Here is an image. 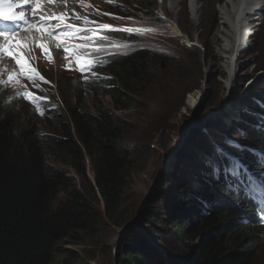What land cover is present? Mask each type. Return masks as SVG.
Wrapping results in <instances>:
<instances>
[{
  "label": "trees",
  "instance_id": "16d2710c",
  "mask_svg": "<svg viewBox=\"0 0 264 264\" xmlns=\"http://www.w3.org/2000/svg\"><path fill=\"white\" fill-rule=\"evenodd\" d=\"M201 1L210 6L212 13L208 17L212 26L217 19L215 5L222 0ZM136 4L147 10L142 0ZM110 6L114 14L130 15L123 13L118 2ZM103 33L121 40L136 39L121 30ZM114 49L107 39H101L97 61L102 63L95 65V73L84 80L75 76V84L81 85H67L59 90L63 111L50 107L43 120L34 116L26 119L4 110V102L0 101V264H82L79 253L69 245L96 239L104 218L123 217V197L133 166V148L125 139L129 130L126 113L141 97L151 75L172 66L166 56L149 48ZM178 76L174 75L179 79ZM86 91L94 96L107 95L110 106L96 99L90 107L84 101ZM240 113L239 108L238 116ZM228 118L230 124L235 121ZM216 124L225 125L226 121L220 118ZM256 125L247 142L253 143L262 135L263 145L256 147L264 151V124L260 128ZM146 139H138L137 152ZM204 141L202 152L209 139ZM207 153H203V158ZM200 154L191 165L181 169L182 183L188 179L195 182L208 170ZM213 155L210 152L207 160ZM234 155L247 168L254 166L257 170L251 150L234 151ZM200 170L203 172L198 174ZM179 177L174 176L176 182ZM209 183L212 189L200 190L206 199L193 195L194 189L183 191L180 197L185 201L189 194L188 205L197 202L196 198L209 204L207 211L202 208L199 222L192 217L173 221L171 216L165 220L148 215L145 220H150L149 231L157 233L153 222L170 228L174 243L165 245L163 252L148 250L142 240L130 234L121 240L118 249L122 255L116 264H253L255 245L264 234L254 203L243 193L228 190L223 177L214 175ZM222 194H229L230 198L224 200ZM99 201L102 210L97 207ZM195 240L199 242L194 243ZM177 242L180 243L174 246Z\"/></svg>",
  "mask_w": 264,
  "mask_h": 264
},
{
  "label": "rangeland",
  "instance_id": "374dc122",
  "mask_svg": "<svg viewBox=\"0 0 264 264\" xmlns=\"http://www.w3.org/2000/svg\"><path fill=\"white\" fill-rule=\"evenodd\" d=\"M128 1L131 4L125 0H73L71 3L80 11V15L94 18L97 24L93 26L95 35L99 31V37L107 39V44L114 46V50L120 46L123 51L149 48L166 56L172 66L168 71H156L151 75L141 97L136 98L126 113L129 130L125 139L133 148V166L123 197V217L113 220L104 218L97 229L96 239L69 245L79 253L82 264H116L117 258L122 255L118 249L121 240L130 234L142 240L148 250L165 251V245L174 243L171 229L153 222L157 227V233L153 234L149 231L150 220H145V217L152 214L167 220V216H171L173 221L179 217L184 220L192 217L199 222L202 208L206 211L210 209L209 204L205 205L197 198V202L189 204L193 207L189 209L190 195L185 197V201L180 198L183 191L194 189L196 192L193 195L206 199L200 195V190L212 189L209 182L214 175L209 167L195 182L188 179L184 183L179 177L181 169L191 165L198 153H201V162L207 165V155L228 139L243 141L240 144L252 152L255 146L263 145L262 135L253 143L247 140L252 136L250 133L254 131V125L258 124L256 126L260 128L264 124V9L258 21V31L249 43L250 48L234 57V79L231 86L225 89L227 74L223 65L226 59L220 56L219 49L224 38L220 10L230 0L216 3L217 19L212 26L208 17L210 6H204L201 0H192L196 5L195 13L190 9L191 0H187L185 7L184 0H142L147 10L136 4L140 0ZM114 2L119 3L123 13L130 15L112 13L114 8L110 5ZM101 24H108L111 28L99 29ZM125 29H133L130 34L136 39L121 40L103 33L106 30ZM85 60L88 61V56H85ZM42 68L47 75L46 99L49 103L55 100V107L62 111L59 90L67 85H81L75 84V76L81 80L95 73L93 68L81 71V74L65 72L59 66V59L55 64H46ZM174 75H179V79ZM1 81L0 77V101L6 99L2 107L4 110L19 113L26 119L30 116L37 120L44 119L41 108L24 102L18 97L13 84ZM96 99L109 106L111 104L109 97L103 93L94 96L91 92H85L84 101L90 107ZM239 108L241 113L238 116ZM227 116L235 118V121L230 124ZM220 118L226 121L225 125L216 124ZM184 133L187 134L183 139ZM144 137H147V142L137 152L136 143ZM204 138H208L209 143L202 152ZM204 152L208 153L203 158ZM47 159L54 162L51 157ZM200 172L203 171H198V174ZM88 176L91 178L90 172ZM174 176L179 177L177 182ZM222 196L224 200L230 198L229 194ZM97 207L102 210L101 201ZM193 242L198 243L199 240ZM251 261L253 264H264V234L255 245Z\"/></svg>",
  "mask_w": 264,
  "mask_h": 264
},
{
  "label": "clouds",
  "instance_id": "9594fccd",
  "mask_svg": "<svg viewBox=\"0 0 264 264\" xmlns=\"http://www.w3.org/2000/svg\"><path fill=\"white\" fill-rule=\"evenodd\" d=\"M72 1L73 0H37L39 7L36 8L34 13L28 16L32 25H50L57 34L64 30L65 25H67L68 30L72 33L69 37L60 36V38L57 39L55 35H49L47 32H38L34 27L26 28L23 21H19L17 24L0 21V31H11L14 28L16 29L15 41L27 45L18 50L24 54L25 59L32 68L36 69L39 76L43 77V80L39 79V77H36L34 80H29L26 76L20 74L19 66L15 63V60L12 57L4 55L0 56L1 82H9V75H14L15 78L10 83L17 89L18 97L34 107L41 108V111L45 114L44 117H46L50 107L57 108L55 107L57 102L54 100L49 103L46 99L47 89H45V86L47 85V75L42 67L46 64H55L56 60L59 59V66L65 72L71 73L70 71H75L81 74L83 72H81L80 64L76 62V56H88V61H91L93 65H96V61L99 57L101 43L99 31H97L96 35L95 32L88 31V29H93V26L97 24L93 21L94 18L80 15V11L74 5H71ZM32 7V4H28L25 5L23 9L18 8L15 9V11H24L27 15L29 9ZM77 16H79L80 19H77ZM41 17H43V20H41ZM59 17H64L63 21L57 19ZM85 18L89 23H84ZM17 25H19V27H17ZM56 25H59V28H57ZM76 29H81L82 31L76 33ZM93 37H95L94 41ZM3 42V38L0 37V43ZM41 43L46 45L47 53L39 47ZM72 45H76L77 47L72 48ZM80 45H87V47L81 48L79 47ZM66 48L68 49L67 51L65 50ZM13 50L17 51V48L14 46ZM49 55L51 59H48ZM85 67L88 68L89 66L85 64ZM94 67L95 66H92L89 69L93 68L94 70ZM89 77L90 75H86L81 80ZM17 79L19 80V84L16 83ZM37 85L39 87H37ZM23 93H28L29 96L26 97ZM57 109L59 110V108ZM261 149L255 146L254 155L257 170H255L256 168L254 166L248 168L257 177L264 176V167L258 162V152L264 153ZM254 205L256 215L259 217L260 208L255 203ZM258 220L261 225H264L259 218Z\"/></svg>",
  "mask_w": 264,
  "mask_h": 264
},
{
  "label": "snow or ice",
  "instance_id": "6c2138e0",
  "mask_svg": "<svg viewBox=\"0 0 264 264\" xmlns=\"http://www.w3.org/2000/svg\"><path fill=\"white\" fill-rule=\"evenodd\" d=\"M32 4L33 7L29 9V13L26 15L24 11L17 12L15 9H23L25 5ZM39 7L37 0H0V21L12 22L17 24L19 21L24 22L26 28L34 27L38 32H47L49 35H55L57 39L60 36L69 37L72 35L71 31L68 30L67 25L65 29L57 34L53 27L50 25H32L28 18L29 15L35 12L36 8ZM63 21L64 17L57 18ZM77 19H80L77 16ZM43 20V17H41ZM84 23H89L87 19H84ZM19 27V25H17ZM59 28V25H56ZM99 29H110L111 26L108 24H101L98 26ZM76 33H80L81 29H76ZM89 32H95L96 29H88ZM124 31L131 33L133 29H125ZM16 29L11 31H0V37L3 38L4 42L0 43V56L7 55L15 60V63L19 66L20 74L26 76L29 80H34L36 77L43 80V77L39 76V73L35 68H32L28 61L25 59L24 54L18 49L21 47H26L27 45L20 44L15 41ZM95 37H93V41ZM14 46L17 51H14ZM45 53H47V47L45 44H40ZM72 48H76V45H72ZM81 48H86L87 45H80ZM68 50L67 48L65 49ZM51 59V56H48ZM23 61V62H22ZM83 61V63H82ZM77 64H80L81 71H87L90 67L95 66L91 61L85 60L83 56H76ZM102 61H96V64H101ZM85 64L89 67L86 68ZM14 75H9L8 80L11 82L14 79ZM19 84V80H16ZM37 87H39L37 85ZM26 97L29 96L28 93H23ZM43 115V113L41 112ZM233 150V151H230ZM245 147L241 145L238 141H233L232 139L226 140L223 144L217 145L214 149V155L211 156L208 161V167L211 173L215 176L223 177L225 179V186L228 190L234 191L237 194L243 193L245 198L250 202L255 203L260 208V216L258 217L262 223H264V176L257 177L254 175L243 161L236 155L234 151H244ZM258 162L262 167H264V153H260L258 156Z\"/></svg>",
  "mask_w": 264,
  "mask_h": 264
},
{
  "label": "bare ground",
  "instance_id": "6f19581e",
  "mask_svg": "<svg viewBox=\"0 0 264 264\" xmlns=\"http://www.w3.org/2000/svg\"><path fill=\"white\" fill-rule=\"evenodd\" d=\"M228 2H227L228 6L225 4L220 10V22L222 24L221 26L223 28L222 36L224 38L223 40H221L219 49H221L220 56H224L226 59L225 61L226 63L225 65H223L224 70L226 71L227 74L224 80L225 89L231 86L234 79V71H235L234 57L240 51L250 48L249 43L252 40L253 36H255L256 32L258 31V27H257L259 25L258 21L260 20V15L262 14V11L264 9V0H230ZM169 4L171 6L170 2ZM174 6L175 5H173V7ZM190 7H191L190 8L191 12L195 13L196 5L194 1L191 2ZM190 103L194 105V102L191 101ZM11 119L13 118H10V120ZM20 127L21 126H19V128Z\"/></svg>",
  "mask_w": 264,
  "mask_h": 264
},
{
  "label": "water",
  "instance_id": "95a60500",
  "mask_svg": "<svg viewBox=\"0 0 264 264\" xmlns=\"http://www.w3.org/2000/svg\"><path fill=\"white\" fill-rule=\"evenodd\" d=\"M186 134H187V133H184V134L182 135L183 139L186 137Z\"/></svg>",
  "mask_w": 264,
  "mask_h": 264
}]
</instances>
